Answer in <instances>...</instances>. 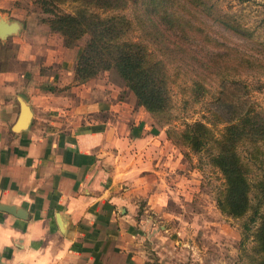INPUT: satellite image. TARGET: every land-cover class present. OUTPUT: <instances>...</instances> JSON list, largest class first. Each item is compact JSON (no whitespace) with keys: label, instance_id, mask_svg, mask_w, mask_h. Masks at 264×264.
<instances>
[{"label":"crops","instance_id":"1","mask_svg":"<svg viewBox=\"0 0 264 264\" xmlns=\"http://www.w3.org/2000/svg\"><path fill=\"white\" fill-rule=\"evenodd\" d=\"M15 1L0 0L17 25L0 39V264H152L135 202L158 211L168 140L114 69L73 81L77 48Z\"/></svg>","mask_w":264,"mask_h":264},{"label":"trees","instance_id":"2","mask_svg":"<svg viewBox=\"0 0 264 264\" xmlns=\"http://www.w3.org/2000/svg\"><path fill=\"white\" fill-rule=\"evenodd\" d=\"M34 1L41 12L50 16L40 22L60 35L64 47L72 48L80 38L87 37L77 49L73 81L84 82L100 71L114 69L137 104L159 126L171 120L168 86L178 70L192 74L189 89L194 101L207 92L206 81L216 80L219 86L231 71L247 68L264 72L261 59L235 49L223 47L220 51L212 45L213 39L206 32L208 26L201 17L235 33L241 30L213 13L205 0H71L75 3L71 12L58 8L65 0ZM132 34L134 38H130ZM233 111L227 116L213 113L225 127L210 162L223 179L216 207L238 218L250 209L256 215L261 203L257 196L255 204L251 203L248 167L240 159L236 145L264 141V109L246 104L242 110ZM206 123L188 122L180 131L170 128L166 135L173 144L198 151L212 140V130ZM258 190L264 198V183H258ZM257 216L251 260L253 264H264V214Z\"/></svg>","mask_w":264,"mask_h":264},{"label":"rangeland","instance_id":"3","mask_svg":"<svg viewBox=\"0 0 264 264\" xmlns=\"http://www.w3.org/2000/svg\"><path fill=\"white\" fill-rule=\"evenodd\" d=\"M205 2L222 20L241 30V33H235L201 17L208 26L206 32L213 39L212 45L220 51L223 47L235 49L264 61V0ZM74 4L65 0L58 8L71 12ZM14 5L25 15H32L36 23L50 17L41 12L34 0H17ZM95 10L100 12V9ZM86 38H80L72 48L78 49ZM130 38H134V34ZM109 71L112 76H119L113 70ZM178 71L168 86L171 120L167 125L159 126L151 117L168 140L171 165L157 177L159 182L155 184L161 185L164 192L161 200H154L159 206L158 211L144 207L145 201L141 198L135 202L139 210L133 215L136 220L142 219L143 226L139 230V251L152 264H253L252 234L258 224L257 214H264V198L258 190V183H264V141L255 144L243 141L236 145L240 159L248 167L251 203L255 204L256 196L261 201L256 215L250 209L241 217L233 218L217 209L215 201L222 191L223 179L211 164L210 156L216 152V141L225 127L224 122L216 121L213 113L227 116L233 110H242L246 104L264 109V72L247 68L231 71L219 86L216 80L206 81L207 92L194 101L189 89L192 74L188 70ZM195 120L207 122L212 130V140L200 150L175 145L167 137L170 128L180 131L185 123Z\"/></svg>","mask_w":264,"mask_h":264},{"label":"water","instance_id":"4","mask_svg":"<svg viewBox=\"0 0 264 264\" xmlns=\"http://www.w3.org/2000/svg\"><path fill=\"white\" fill-rule=\"evenodd\" d=\"M16 24L14 22H6L0 17V39L5 38L7 35L15 32ZM29 119V111L25 104L21 103L18 120L14 126L15 129H19L27 123Z\"/></svg>","mask_w":264,"mask_h":264}]
</instances>
